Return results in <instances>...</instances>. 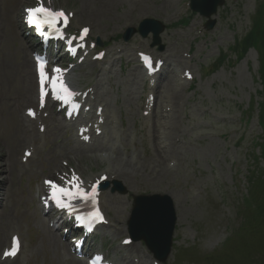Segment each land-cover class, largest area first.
<instances>
[{
	"label": "rangeland",
	"instance_id": "obj_1",
	"mask_svg": "<svg viewBox=\"0 0 264 264\" xmlns=\"http://www.w3.org/2000/svg\"><path fill=\"white\" fill-rule=\"evenodd\" d=\"M46 1L71 14L69 31L79 35L84 27L91 30L86 49L96 46L71 82L92 92L91 100H83L96 103L88 116L90 124L103 119L102 134L87 130L94 139L89 145L96 148L77 154L71 145L80 139L78 127L68 123L66 133L59 132L54 120L66 123L64 116L46 109L41 116L45 120L49 114L48 121L35 123L48 126L45 137L36 141L32 159L23 161L22 145L31 130L30 139L37 138L34 123L24 122V110L37 97L28 49H36L38 42L23 25L24 8L36 1L0 0V168L18 165L0 215L10 228L2 233L5 242L18 233L23 244L16 260L6 264H78L60 240L62 231H54L44 216L39 200L44 178L71 167L83 180L94 179L125 164L133 165L131 173L119 179L105 176L111 188L101 192L110 224L98 229L96 248L105 245L111 262L156 264L144 241L124 244V238H129L134 195L159 193L174 199L178 216L172 253L160 264H264L262 67L258 50L243 53V39L262 0H226L211 17L216 24L210 30L207 18L190 10L189 0H110L108 7L100 4L103 0ZM101 5L103 10H97ZM144 18L165 26L163 49L152 46L151 33L144 38L135 32L127 41L122 37ZM138 53L165 58L166 68L152 80L155 84ZM18 128L24 129L21 138ZM55 154L57 164L52 162ZM4 174L0 169V183ZM115 182L127 193H113Z\"/></svg>",
	"mask_w": 264,
	"mask_h": 264
},
{
	"label": "water",
	"instance_id": "obj_2",
	"mask_svg": "<svg viewBox=\"0 0 264 264\" xmlns=\"http://www.w3.org/2000/svg\"><path fill=\"white\" fill-rule=\"evenodd\" d=\"M225 1L190 0V8L193 12H198L206 17L208 19L207 29H212L216 22L211 17L218 13V8L224 5ZM139 26L138 30L135 27L127 30L123 37L129 40L137 31L144 38L152 33V46H161L162 37L160 34L164 32L165 26L159 20L145 18ZM102 187L107 189L108 184H104ZM112 191L127 193V190L119 183H115ZM177 221V207L170 195L159 193L134 195L131 214L127 222L130 237L135 241H144L153 256L162 262H165L172 253Z\"/></svg>",
	"mask_w": 264,
	"mask_h": 264
},
{
	"label": "snow or ice",
	"instance_id": "obj_3",
	"mask_svg": "<svg viewBox=\"0 0 264 264\" xmlns=\"http://www.w3.org/2000/svg\"><path fill=\"white\" fill-rule=\"evenodd\" d=\"M27 22L34 26L37 31L43 34L45 27L51 30L52 33L63 38L64 28L67 27L69 22L70 13H66L63 9H54L47 6L44 0H38L37 6L29 7L25 9ZM82 33L87 35L88 28H83ZM39 72H40V96L41 100L48 95L46 91V85L50 81L52 84V91L57 99L67 101L69 96H74L76 93L72 92L70 87L62 79V73L64 70L60 68H54L52 72L57 75L53 78L46 70L45 63L39 57H37ZM31 115H35V112L30 110ZM45 183L51 189V199L55 202L56 206L62 209L72 210L74 204L72 203L76 199L84 201H91L94 205V210L87 216L80 217L82 223L91 224L94 221H103L104 217L100 212L97 203V185H93L91 190L84 187V182L73 173L71 180H67L64 184L57 183L53 180H47ZM99 181H97V184ZM47 203V200L45 201ZM129 241H125L128 243ZM20 241L18 237L13 238L12 247L5 250L4 256H15L19 250ZM95 264V261L93 262Z\"/></svg>",
	"mask_w": 264,
	"mask_h": 264
},
{
	"label": "bare ground",
	"instance_id": "obj_4",
	"mask_svg": "<svg viewBox=\"0 0 264 264\" xmlns=\"http://www.w3.org/2000/svg\"><path fill=\"white\" fill-rule=\"evenodd\" d=\"M108 1H110V0H103L102 1V3H100V4H102L103 6H107L108 5ZM127 1V0H126ZM131 1V0H130ZM108 2V3H107ZM102 5H101V8L100 7H98L97 8V10H103L102 9ZM99 6V5H98ZM108 7V6H107ZM92 13H95L94 11L92 12ZM19 29H21L20 27L18 28V30ZM23 51H24V53L26 52V49L25 48H23ZM27 53V52H26ZM26 53H25V55H26ZM30 54V53H29ZM31 55V54H30ZM27 57H28V55H27ZM30 59V58H29ZM30 62H32V56H31V59H30ZM33 63V62H32ZM163 64L165 65V63L163 62ZM165 66H164V69L163 70H165ZM163 73V72H162ZM160 74V75H157V76H162L163 74ZM160 80H157V83L159 82ZM156 87L157 86H155L154 87V89H156ZM32 95V94H31ZM30 95V96H31ZM78 97H82L81 96V94H78ZM34 100V98H32L31 100H30V102L29 103H31L32 101ZM81 102H82V106H81V110H88V112L89 111H91L95 106H96V103H94V104H92V103H90L89 105H87L88 103H86L87 101H85V100H82L81 99ZM33 105H34V103H33ZM106 107V106H105ZM97 108V107H96ZM98 113L100 114V116H102L105 112H104V106L103 107H101V105L98 107ZM92 117H93V115H92ZM54 122H56V124L55 125H57L56 127H54V128H56L57 130H59V132H62L63 134H65L66 133V131H67V129H69V126H68V123H67V125H65V124H63L64 126H62L61 125V123H59V122H57L56 120H54ZM70 124V123H69ZM24 126V125H23ZM19 129V128H18ZM35 129H36V126H35ZM22 132V133H21ZM23 132H24V129L23 128H20L19 129V137H20V133H21V137H23L24 136V134H23ZM20 137V138H21ZM103 138V137H102ZM69 139H70V137L68 138V140H67V144L70 146V143L68 142L69 141ZM71 140V139H70ZM72 145H71V151H76V153L77 154H81V155H83V154H86L87 152H89V151H87V149H94V148H96L95 147V145H89V143H87L86 141L85 142H83V141H81V139H79V140H76V139H72ZM79 143H84L83 145H81V147L79 146L80 144ZM61 144V143H60ZM55 148H56V146H55ZM90 153H92V151L90 152ZM54 158L52 159V162L54 163V164H57V161H58V159H59V155L58 154H55L54 156H53ZM77 158V157H76ZM51 162V163H52ZM17 162L15 161L14 163H12V164H9V165H4V166H1V170L3 171V173L5 172V174L3 175V178H2V183H0V212H3V209H4V206H6V203H7V201L4 203V205H3V208L1 207L2 205H1V202H2V204H3V201H5L6 200V197H8V190H7V187H9L10 188V190H11V187H12V184H13V174H14V172L16 171V168H17ZM132 164H125L124 166H122L120 169H115V171L114 170H112V169H110V168H108L107 169V172H103L102 174H100L99 176H97V178H100V177H102V176H110V175H113V176H110V177H114V178H123L124 176H126L127 174L129 175L131 172V169H132ZM61 167V166H60ZM76 172V171H75ZM82 172V171H81ZM74 173V172H73ZM109 173V174H108ZM57 174V173H56ZM59 176H60V178H62V179H65V177H66V175L63 173V172H59V174H58ZM127 175V176H128ZM2 177V176H1ZM66 178H68V180H71V178L70 177H66ZM97 178H95L94 177V179H87L85 182H84V186H87V185H89V184H91L92 182H94V181H96L97 180ZM104 178V177H103ZM125 178H127V177H125ZM124 178V179H125ZM109 179V178H108ZM67 181V180H66ZM88 181H90V182H88ZM1 182V181H0ZM66 186H67V184H66ZM1 214V213H0ZM3 219H2V217H1V215H0V237H2V239L0 240V245L2 246V244H4V242H5V235H3V234H5V231L6 230H8V229H10L9 227H8V225H5V224H3V223H1V221H2ZM4 227H6V228H4ZM9 232V231H8ZM3 233V234H2ZM85 248V247H84ZM87 250V249H86ZM7 261V260H6ZM6 261H4L3 260V258H0V264H6ZM78 262V264H83L80 260H78L77 261ZM10 264V263H9Z\"/></svg>",
	"mask_w": 264,
	"mask_h": 264
},
{
	"label": "trees",
	"instance_id": "obj_5",
	"mask_svg": "<svg viewBox=\"0 0 264 264\" xmlns=\"http://www.w3.org/2000/svg\"><path fill=\"white\" fill-rule=\"evenodd\" d=\"M262 9H264V0L260 2V5L258 7L259 12L256 15L257 17H255L254 19L255 22L253 26L251 27L249 32L245 34V37L243 39V43H244L243 53L247 52L248 49H252V48L260 52V63L262 68L260 69L259 74H260L261 84L263 85L264 88V14H263L264 11L262 13ZM237 43H238L237 45L241 44L239 43V41ZM236 48L238 49V47ZM231 50H233V48ZM235 53H237L238 57L241 56V53H239L238 51H236ZM261 116L262 117H260V121L264 125V113Z\"/></svg>",
	"mask_w": 264,
	"mask_h": 264
}]
</instances>
